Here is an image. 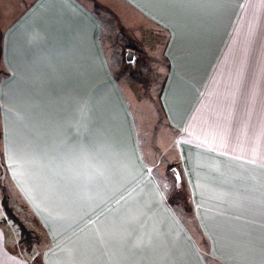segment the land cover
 Wrapping results in <instances>:
<instances>
[{
	"label": "crops",
	"instance_id": "obj_1",
	"mask_svg": "<svg viewBox=\"0 0 264 264\" xmlns=\"http://www.w3.org/2000/svg\"><path fill=\"white\" fill-rule=\"evenodd\" d=\"M95 4L160 37V167L141 144ZM21 149L44 166H10ZM173 167L189 222L162 182ZM262 260L264 0H0V264Z\"/></svg>",
	"mask_w": 264,
	"mask_h": 264
},
{
	"label": "rangeland",
	"instance_id": "obj_2",
	"mask_svg": "<svg viewBox=\"0 0 264 264\" xmlns=\"http://www.w3.org/2000/svg\"><path fill=\"white\" fill-rule=\"evenodd\" d=\"M98 4H95V9L102 18L101 39L104 42L107 56L112 64L113 71L120 78L123 85L121 86L134 110L143 149L150 156H152L151 150L156 152V160L159 162L160 167V162H165L166 160V158L163 159V147L160 141V136L165 132L159 109V90L163 78V70L161 65L158 67V62H156V60H159V55L163 54L160 46H158L160 37L152 36V34H147L148 36L143 37L142 26L135 27L139 18H131L129 22L128 14L120 11H117V15L115 13L113 15L111 12L105 13L104 11H107L106 8ZM120 25L124 26L127 31H123ZM128 35L135 40L137 38L141 39V42H136L135 44L136 48L139 49H136V51L138 50L137 61L134 64H128L125 60L126 49L132 45L130 44L132 40H130ZM143 45L148 52L140 50ZM154 47L155 50L153 49ZM159 68L161 71H159ZM150 162L152 163L153 161L150 160ZM155 172L159 175L158 169ZM167 174L171 178V186H166L170 183L168 181L165 183L162 180L167 197L183 220L189 222L191 212L186 210L190 208V199L187 191L185 188L178 186L176 177L168 169ZM31 247L33 246H25V250L28 252Z\"/></svg>",
	"mask_w": 264,
	"mask_h": 264
},
{
	"label": "snow or ice",
	"instance_id": "obj_3",
	"mask_svg": "<svg viewBox=\"0 0 264 264\" xmlns=\"http://www.w3.org/2000/svg\"><path fill=\"white\" fill-rule=\"evenodd\" d=\"M165 2H169V3H181L184 2V0H165ZM88 109L85 105H81L80 106V110L78 113V116L80 117V123H79V127L80 128H87L88 126V122L90 117L88 116ZM14 159H21V160H27L30 163L38 166V167H42L43 165V161L40 157H38L37 155L26 151V149H21L20 152L18 154H13L10 152L9 154V161H10V166H11V161H13ZM90 167L92 168V171L96 174H101L99 168H97L95 165H90ZM21 170H22V166H21ZM150 171V170H149ZM16 175V170L14 169V176ZM19 183V181H18ZM22 190H24L22 188ZM27 194V193H26ZM29 199L32 201L34 207H39V205L36 204L35 200H32L31 197H29ZM261 264H264V260L261 261Z\"/></svg>",
	"mask_w": 264,
	"mask_h": 264
},
{
	"label": "trees",
	"instance_id": "obj_4",
	"mask_svg": "<svg viewBox=\"0 0 264 264\" xmlns=\"http://www.w3.org/2000/svg\"><path fill=\"white\" fill-rule=\"evenodd\" d=\"M122 30L125 31L124 29H122ZM125 34H127V33H125ZM130 40H131V39H130ZM130 44H132V45H130L132 48L139 49V48H136L135 43H134L133 41H131ZM137 52H138V50H137ZM3 205H4L5 211L7 212L9 218L12 219L13 221H15V222L19 225V227H20V229H21L23 235L26 236V237L31 238V232H30V231L28 230V228H27V227H26V226H25V225L19 220V218L13 213V211H12L10 205H9V200H8L7 195H5V197H4ZM24 240H25V242H24L25 246L30 247V246L32 245V240H33V239H24Z\"/></svg>",
	"mask_w": 264,
	"mask_h": 264
},
{
	"label": "water",
	"instance_id": "obj_5",
	"mask_svg": "<svg viewBox=\"0 0 264 264\" xmlns=\"http://www.w3.org/2000/svg\"><path fill=\"white\" fill-rule=\"evenodd\" d=\"M125 60L126 63L128 64H134L137 61V51L135 48L129 47L126 49V53H125ZM172 173L174 174V176L176 177L177 181H178V185L180 186L181 184V174L179 172V170L175 167H173L171 169Z\"/></svg>",
	"mask_w": 264,
	"mask_h": 264
}]
</instances>
